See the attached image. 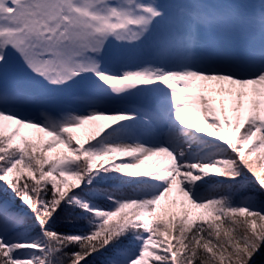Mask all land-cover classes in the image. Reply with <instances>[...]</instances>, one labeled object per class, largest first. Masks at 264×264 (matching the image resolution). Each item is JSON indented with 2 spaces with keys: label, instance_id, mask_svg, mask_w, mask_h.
<instances>
[{
  "label": "snow or ice",
  "instance_id": "6c2138e0",
  "mask_svg": "<svg viewBox=\"0 0 264 264\" xmlns=\"http://www.w3.org/2000/svg\"><path fill=\"white\" fill-rule=\"evenodd\" d=\"M261 248L264 0H0V264Z\"/></svg>",
  "mask_w": 264,
  "mask_h": 264
},
{
  "label": "trees",
  "instance_id": "16d2710c",
  "mask_svg": "<svg viewBox=\"0 0 264 264\" xmlns=\"http://www.w3.org/2000/svg\"><path fill=\"white\" fill-rule=\"evenodd\" d=\"M17 204H19V201H17ZM253 264H264V248H261V250L253 257Z\"/></svg>",
  "mask_w": 264,
  "mask_h": 264
}]
</instances>
